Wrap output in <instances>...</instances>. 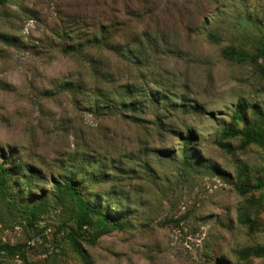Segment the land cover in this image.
<instances>
[{
	"label": "rangeland",
	"instance_id": "obj_1",
	"mask_svg": "<svg viewBox=\"0 0 264 264\" xmlns=\"http://www.w3.org/2000/svg\"><path fill=\"white\" fill-rule=\"evenodd\" d=\"M101 22L129 52H64ZM263 42L264 0H0V164L19 172L0 244L22 245L0 264H86L68 179L123 222L81 241L92 264H264L240 252L264 247V187L235 186L264 180V146L222 137L240 102L237 128L264 127V60L223 54ZM43 201L31 225L21 207Z\"/></svg>",
	"mask_w": 264,
	"mask_h": 264
},
{
	"label": "trees",
	"instance_id": "obj_2",
	"mask_svg": "<svg viewBox=\"0 0 264 264\" xmlns=\"http://www.w3.org/2000/svg\"><path fill=\"white\" fill-rule=\"evenodd\" d=\"M123 26L124 25L122 23L108 24L101 22L95 24L92 26V29L86 37H77L73 42H70L69 37H66L63 40L65 49L64 52L82 54V52H85L87 49L93 48L110 49L125 54V52H129L127 45H122V42L118 39L124 29ZM136 40L139 39L135 38L133 42H137ZM140 42L141 41H138V43ZM223 54L228 59H237L240 61H257L259 58L264 60V42L260 47H258L257 52L255 53H250L245 50L236 51L231 48H225ZM122 104H125V102ZM244 116L245 104L240 102L239 107L234 114L233 121L224 128L222 137L232 138L244 133V141L246 143L258 142L264 146V127L250 129L248 131H242L237 128V121L242 119ZM217 142L221 147L229 151L233 150L230 142L222 140ZM11 159L12 157L0 164V190L3 194H5L6 191L13 185V179L17 176V174H19V172L7 165ZM56 186L62 198L73 204L75 211V228L67 232V238L73 249L79 253L83 261L86 264H92L89 253L81 241L83 240L90 244H95L102 235L113 229L123 227V222L115 213L93 205L73 179H68L64 183L58 181ZM235 186L241 194H246L251 189L263 188L264 180H260L253 185L247 182H241L237 183ZM45 207L46 203L43 201L39 204L27 203L22 205L21 208L29 216V223L34 225L35 220L39 217L41 212L44 211ZM85 232H90L89 236H85ZM21 246V244L11 245L9 243H3L0 244V253L7 251L11 254H18L22 251ZM250 250H253L258 255H264V247L260 245L255 247H245L240 252L247 254Z\"/></svg>",
	"mask_w": 264,
	"mask_h": 264
}]
</instances>
